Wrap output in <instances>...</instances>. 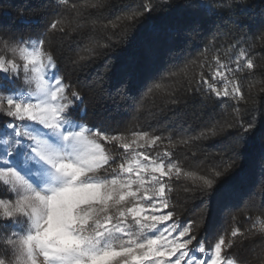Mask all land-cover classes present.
I'll list each match as a JSON object with an SVG mask.
<instances>
[{
  "label": "snow or ice",
  "instance_id": "obj_1",
  "mask_svg": "<svg viewBox=\"0 0 264 264\" xmlns=\"http://www.w3.org/2000/svg\"><path fill=\"white\" fill-rule=\"evenodd\" d=\"M53 4L62 19L51 20L35 37L0 27V187L14 194L13 199L0 198V215L5 218L0 229L7 230L0 237V264H252L228 254L241 238H247L245 231L233 227L206 247L205 240L198 239L200 224L176 216L172 193L178 186L199 198L205 212L217 198L221 210L231 212L228 201L235 188L225 181L234 175L236 159L243 157L236 147L264 137V127L258 128L256 118L246 126L243 119L213 118L197 134L179 139H174V131L112 133L83 121L82 92L59 69L62 57L55 55L53 39L79 33L86 26L82 19H90L92 30L104 32L108 43L89 37V47L68 57L69 72L83 70L95 57L94 49L110 48L113 38L121 39L126 34V29L118 31L121 24L137 27L171 7L168 0L160 5L140 0L116 20L105 16V10L113 7L108 0H84L83 5L53 0ZM191 7L210 6L194 0ZM18 15L25 27L38 23ZM187 31L197 35L199 28L191 25ZM244 43L237 38L231 47L238 50L227 60L214 57V71L208 75L201 71L187 85L181 79L178 87L154 83L133 93L138 74L124 69L123 95L134 103L139 95L142 106L149 96L162 92L166 103L178 105L177 92L183 89L181 94L200 97L204 106L232 102L239 116V102L246 98L238 74L257 68L251 44L240 47ZM209 44L214 46L215 41ZM188 63L174 65L176 71L159 78H183ZM229 137L231 144L215 153L207 151L212 144L203 143ZM109 145L113 152L108 151ZM181 153L195 170H186ZM258 166L264 170V152ZM253 195L249 193L245 200ZM260 232L264 240V223Z\"/></svg>",
  "mask_w": 264,
  "mask_h": 264
},
{
  "label": "trees",
  "instance_id": "obj_2",
  "mask_svg": "<svg viewBox=\"0 0 264 264\" xmlns=\"http://www.w3.org/2000/svg\"><path fill=\"white\" fill-rule=\"evenodd\" d=\"M72 2L83 5L84 0H69V5ZM139 2L108 0L113 7L105 10V16L108 20H116L129 6ZM161 2L153 0L157 5ZM193 3L194 0H168L171 7L157 11L150 20L137 27L127 28V22L121 24L118 31L126 29V34L121 39L113 38L110 48L94 49L95 57L83 70L69 72L68 57H74L76 52L89 47V37H94L101 44L108 43L105 33L93 31L91 20L82 19L80 22L86 26L79 33H71L63 40L53 39L55 55L62 57L58 62L61 74L78 87L84 97L79 111L86 124L112 133L142 130L166 135L174 131V139L187 134L195 135L205 122L220 117L229 122L243 119L245 126L255 117L258 128L264 127V32L261 31L264 29V0H201L202 4L210 6L203 9L191 7ZM18 13L38 23L25 27L18 22ZM53 19H62L53 0H0V27L6 31L23 32L26 37H35ZM191 25L199 28L197 35L187 31ZM237 38L247 42L240 47L251 44L252 57L257 64L252 73L238 74L243 81L242 90L246 98L239 102V116H236L232 102L228 105L208 102L204 106L200 97L181 94L183 89L177 92L178 105L166 103V94L162 92L149 96L142 106L139 95L135 103L123 95L124 88L120 85L122 70L135 69L138 74L133 93H139L141 89L146 91L145 86L150 87L154 83L173 88L178 87L182 79L187 85L188 80L201 71L205 75L214 71L216 55L227 60L234 54L238 49L231 45L236 43ZM212 40L215 41L214 46L209 44ZM193 61L195 63H191ZM185 62L189 63L187 75L183 78H159L166 76L168 71H176L174 65L182 67ZM202 63L205 65L203 69L200 67ZM150 77L157 79L153 81ZM5 86L13 85L5 82ZM150 113H155V116ZM203 143L212 144L213 147L207 151L215 153L231 144V137L226 140L214 138ZM106 147L108 151H114L112 146ZM236 150L242 152L243 157L236 159L235 173L225 181L226 186L235 188L234 196L228 201L232 211L221 210L218 199L214 198L205 212L199 198H193L176 186L172 193L175 212L182 221L196 220L200 224L198 239L205 240L206 247L214 245L221 235L229 234L233 227L240 228L247 238H241L237 246L229 251V256L250 260L252 264H264V255L261 254L264 240L260 232V224L264 223V215H261L264 212V170L258 166L264 152V137L257 136L247 146L236 147ZM180 158L185 161L186 170H195L184 153L180 154ZM252 192L256 195L245 200ZM0 221L3 219L0 218ZM246 230L254 235H248ZM6 234V229H0V237Z\"/></svg>",
  "mask_w": 264,
  "mask_h": 264
},
{
  "label": "rangeland",
  "instance_id": "obj_3",
  "mask_svg": "<svg viewBox=\"0 0 264 264\" xmlns=\"http://www.w3.org/2000/svg\"><path fill=\"white\" fill-rule=\"evenodd\" d=\"M20 82H18L19 85ZM13 87V86H12ZM0 185H2V182H0ZM0 198H6V199H13L14 198V194H12L9 191H5L3 187H0ZM0 213H2V209H0ZM1 219H5L2 215H0Z\"/></svg>",
  "mask_w": 264,
  "mask_h": 264
}]
</instances>
